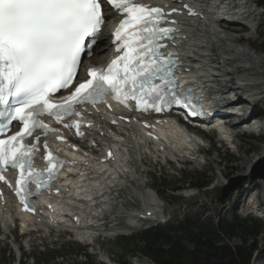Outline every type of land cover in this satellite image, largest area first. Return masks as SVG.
I'll return each instance as SVG.
<instances>
[{"label":"rangeland","instance_id":"374dc122","mask_svg":"<svg viewBox=\"0 0 264 264\" xmlns=\"http://www.w3.org/2000/svg\"><path fill=\"white\" fill-rule=\"evenodd\" d=\"M262 12L264 13V7L256 9L255 13L257 14L255 17V20L253 21L254 24H258L259 22L264 21V14L262 15L261 14ZM252 38L256 44H260V42H264V25L260 24L259 32L254 33ZM106 43L107 41L106 39H104V43L101 41L100 46ZM256 44L254 45L256 46ZM256 47L258 50L259 46H256ZM255 55L263 56L264 47L260 53H257V54L255 53ZM259 79H264V77L258 78V80ZM261 88L264 89V85H262ZM241 139L242 140L240 142L243 145V147L246 145H252L254 146V148H256V151H255L256 153H254L250 157L249 161L244 164L243 168H238L236 166L238 162L236 157L239 155L244 157L245 154H248V153H245L242 150H237L234 147H231L230 149H225V148L217 149L216 148L215 151L213 149V151H211L210 153L208 152L207 154L208 162L206 161L205 165L202 164V158L199 157L198 160L201 162H196L194 164L185 165L183 170L181 171H178V168H180V166H174L171 169L164 167L163 168L164 170H163L161 167H158L154 165L152 162L148 161L149 166L147 168L151 170L152 173L151 174L148 173L147 176L143 175L141 179L138 181V184L136 186L126 187L122 191V198L118 199L114 205V210H113L114 213L115 214L120 213L119 211L122 210L121 205L125 206L123 207L125 211L129 207H138V208L143 207L141 205L142 202L140 201V199L142 195L144 194V192H147L146 190H148L150 194H154L155 190H159L160 193H158V195L161 199H163L162 202L165 208L164 209L165 214H169L172 219H175L176 218L175 216L183 215L186 213L188 214L190 213L194 216L196 215L202 216V218L206 216L215 217L216 215H223L224 213L227 212L228 207L222 208L221 206L222 209L220 208L217 209V208H213L212 206L213 203L219 204L216 202V196L223 182V179L220 177V175L223 177L225 174L230 175L231 173H235L234 177H236V176H240V175L243 176L245 174H248L249 167L251 165L250 162L254 160V157L256 154H259L260 151H257V149H259L260 146L264 143L263 140L261 141V140L250 139V137L248 139L242 137ZM211 142H213V140ZM220 159L221 161L219 162ZM211 162H214V163L210 165V168H208L207 165ZM159 168L162 170H160ZM140 169H144V167H140ZM233 170H236V171H233ZM222 172L223 173L226 172V173L222 175L223 174ZM197 173L202 174L204 176L203 179L206 182L207 181L211 182L210 186L204 190V194L197 192L195 189H191L190 191H188V188L186 186V184H188L187 182L190 181L191 178L195 176ZM261 173H264V170H261ZM246 181L247 180H245V182ZM140 184L144 186L143 187L144 189L140 190L141 187L138 186ZM172 186L181 187V190L177 192V198L174 195L170 194L169 190H166L167 187H172ZM241 191H244V189H242ZM190 194H196V197L187 198L188 195ZM233 195L230 196L231 198H227L225 200L226 201L225 203H227V201H230V200L234 201L235 199ZM237 204L241 205L242 203L239 202ZM109 207L112 208L110 205ZM237 213L241 217H244L248 212H246L242 208V206H240L239 210H237ZM175 214H178V215H175ZM121 228L122 230L120 231L110 230V232L107 233V236L111 237V239L102 240V246H103L102 251L107 254L105 255L100 254L98 256L91 255L90 259L95 264H98L100 260L106 261V256H108L109 254L108 251H110L113 253L118 252L114 256L111 255L112 257H114L113 261L117 262L118 264H154L149 259L143 257V255H141L138 250H136L133 253L130 259H127L121 256V246L124 245V241L120 240V238H114L113 235L118 232L123 233L125 235H128V234L134 235L140 230L138 228L125 230L122 225H121ZM232 242L238 243V240L233 239ZM253 244L256 247V252L253 255L251 264H264V232H262L259 236L256 237V239L253 241ZM128 247L130 249L135 248L131 242L129 243ZM59 251L61 253H69V254L76 252L77 254L76 256L72 255L64 259H58V262H56L58 264L61 261H62L61 264H74L75 262L80 263L81 260L83 259L82 256H79V253L82 252V246L78 245L77 243H68L64 245ZM36 256L37 257L34 260H39L41 257L40 255H36ZM13 257L14 258L18 257V254L16 253V251L13 252V256L11 255L3 256L2 255L0 264H6V263L8 264V262H10L11 264ZM49 257H50L49 255H46V259ZM45 262L47 264H50V262H48L47 260Z\"/></svg>","mask_w":264,"mask_h":264},{"label":"bare ground","instance_id":"6f19581e","mask_svg":"<svg viewBox=\"0 0 264 264\" xmlns=\"http://www.w3.org/2000/svg\"><path fill=\"white\" fill-rule=\"evenodd\" d=\"M235 1L236 0H193V4L201 10V18L203 16L209 18L216 13H222L223 11L231 10L237 15L245 16V20H247L248 23L253 22L257 13L255 14V8L251 5L252 0H237V2L240 3L238 6H235ZM110 14V11L105 12L106 16ZM180 23L183 31L182 35L185 36V38L180 41V53L185 58L186 62L189 63V66H192L195 69L193 71V78L199 80L204 85V87L210 86L220 90L232 91L234 89V85H236L238 81L243 83V81L247 80L244 79L245 76L243 77L241 73L245 72L247 75L255 77L264 75V55L254 56L253 54V50H257V45L255 46L253 40L251 39L255 30H253L250 26H247V32L245 35H233L229 33V31H221L214 23L206 22L203 19L186 20L181 18ZM260 24L264 25V21H261ZM106 25L107 23H105V26ZM103 39L104 33L101 34L100 41ZM109 50L110 47H108L107 44L98 46L95 53L93 54V60H95L97 63H101V61L107 56ZM214 70L218 72V75L217 77H214L213 81H210V73ZM220 73H223V77L219 76ZM246 82L247 83L243 84L248 88H254L260 84H264V80H262L260 83L250 81ZM218 94L220 93L217 92L215 95ZM263 94L264 89H261L258 92V95L262 96ZM258 124L264 128V122L260 120ZM91 133L92 135L97 134L98 130L96 132L91 131ZM132 135L133 134L129 132L127 138L124 139L127 145L131 144L136 150V144L134 142L127 141L132 137ZM228 138L231 139L230 144L234 145L237 150H242L243 152L248 153L245 154L244 157L240 155L236 157L238 160L236 166L238 168H243L244 164L249 161L250 157L256 153V148H254L252 145H246L243 147L240 142L242 137H238L236 133L229 132ZM221 139L222 138L219 137L220 142H222ZM225 144L227 143L225 142ZM257 151L260 152L259 154H256L257 156H255L254 159H260L264 156V143L259 149H257ZM199 152L207 155L208 149L201 146L199 148ZM124 153L125 156L122 161L130 162L128 153ZM206 161L208 162L207 157ZM213 163L214 162L209 163L207 165L208 168H210V165ZM128 167L129 166L127 163L121 166L117 165L115 169L127 170ZM225 173L226 172H224L222 175ZM128 175L132 176L131 167ZM133 175H138V172L135 171V174ZM252 186L257 187L256 184ZM248 191L244 190L240 193L241 195H245ZM112 192L114 193V190L111 191V193ZM114 199H117V197ZM144 202L148 203L147 200ZM212 206L213 208L217 209L221 208V204L213 203Z\"/></svg>","mask_w":264,"mask_h":264},{"label":"trees","instance_id":"16d2710c","mask_svg":"<svg viewBox=\"0 0 264 264\" xmlns=\"http://www.w3.org/2000/svg\"><path fill=\"white\" fill-rule=\"evenodd\" d=\"M200 183L196 178L195 185ZM261 227L235 214L228 219L217 218L216 222L186 217L176 224L143 230L133 242L154 264H251L256 252L253 241ZM132 251L125 248L123 254Z\"/></svg>","mask_w":264,"mask_h":264}]
</instances>
